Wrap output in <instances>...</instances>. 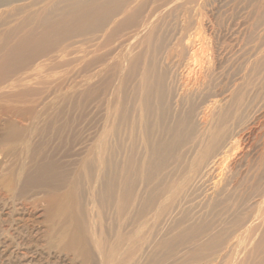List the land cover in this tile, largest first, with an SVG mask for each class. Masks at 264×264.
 Here are the masks:
<instances>
[{
    "label": "rangeland",
    "instance_id": "obj_1",
    "mask_svg": "<svg viewBox=\"0 0 264 264\" xmlns=\"http://www.w3.org/2000/svg\"><path fill=\"white\" fill-rule=\"evenodd\" d=\"M21 34L46 38L0 51V264H264V0H0V37ZM213 129L228 143L195 178ZM71 221L87 253L52 234Z\"/></svg>",
    "mask_w": 264,
    "mask_h": 264
},
{
    "label": "bare ground",
    "instance_id": "obj_2",
    "mask_svg": "<svg viewBox=\"0 0 264 264\" xmlns=\"http://www.w3.org/2000/svg\"><path fill=\"white\" fill-rule=\"evenodd\" d=\"M46 38V35L45 34H41V35H35V34H21V35H18V36H15V37H10V36H1L0 37V51H2L4 54V56L6 58H19L20 55H22L23 53L29 55L30 52H33V51H38L40 49V46L42 44V41ZM30 56V55H29ZM28 64V62H27ZM26 63L24 64L23 67H26L27 65ZM142 83L147 87L149 91V86H150V82L147 80V79H143ZM17 84H20V83H17ZM9 86H11L9 84ZM22 86V85H21ZM20 86V87H21ZM17 92V91H16ZM18 94V93H17ZM18 97V96H17ZM20 98V97H19ZM23 98V96H22ZM24 99V98H23ZM9 102V101H8ZM11 105V104H10ZM9 105V106H10ZM14 105V104H13ZM145 109L147 110L148 108V102H147V99L145 100L144 97H142V99H140V111L141 109ZM10 128V127H9ZM110 128L109 130H104L103 129V132L100 136V140H99V144L97 143L98 145V155H97V160H99V164L101 165V169L102 170H106L107 169V166L109 164V153H108V147L110 146L109 145V136H110ZM223 131H220V129H213L209 135H208V141L207 143L201 147L200 149H198L196 151V157L189 162V171H191L194 175L195 178H198L200 177L201 175H205L208 173V171H210L214 165L216 164L217 162V158L218 156L222 153V149L226 148L225 145L228 143V141H226V136H224L222 134ZM115 133V132H114ZM201 135V134H200ZM205 135V134H204ZM13 136V133L6 137L5 139L8 140V139H11L10 137ZM22 138V136H21ZM202 138V136H201ZM205 138V137H203ZM229 139V138H228ZM230 140V139H229ZM22 141L24 143V145L28 144V142L26 141V138L23 139L22 138ZM204 141V140H203ZM202 141V143H203ZM200 141H198V145L200 144L199 143ZM206 142V141H205ZM96 143V142H95ZM197 143V142H196ZM201 143V144H202ZM148 144V143H147ZM136 146V145H135ZM194 146V145H193ZM112 147V146H111ZM190 148V147H189ZM97 150V148H96ZM196 150V149H194ZM96 152V151H95ZM93 151V153H95ZM193 155V154H192ZM113 156V155H112ZM190 157V155H189ZM188 157V158H189ZM192 157V156H191ZM139 159V158H138ZM184 159V158H183ZM196 160H198V162L196 163ZM186 161V160H185ZM87 163V162H86ZM96 163V162H95ZM182 163V162H181ZM88 165V164H87ZM92 165V164H91ZM94 166V165H93ZM177 166V165H176ZM182 166V165H181ZM99 165H98V168H100ZM49 168L50 166L49 165H45L41 168V170L45 171V173H48L49 171ZM81 169V168H80ZM92 169V168H91ZM180 169V168H179ZM98 171V170H97ZM109 171V170H108ZM107 171V172H108ZM180 171V170H179ZM178 171V173H179ZM83 173V172H82ZM106 173V171H105ZM104 173V175H106ZM24 174V173H23ZM92 174V173H91ZM96 175V174H95ZM98 175V174H97ZM101 175V174H99ZM39 176V175H38ZM103 177V176H102ZM5 182L7 186H9V188H14L16 187V181H17V178L14 177V175L12 174V172H8L6 173L5 172ZM93 178V177H92ZM78 179V178H77ZM90 179V178H89ZM98 179V178H97ZM101 179V178H100ZM106 179V178H105ZM112 180V179H111ZM20 181V180H19ZM104 181V180H103ZM45 183H47V188H50L52 187L50 184H49V181H44ZM80 182V181H79ZM102 182V181H101ZM111 182V181H110ZM123 185H127L128 183V180L126 178H123L122 181ZM130 183V182H129ZM16 185V186H15ZM97 184H95V187H96ZM103 185V184H102ZM107 186H104L103 188H105V190L107 191V194H109V185L108 183H106ZM94 186V184H93ZM111 186V185H110ZM73 187V185L71 184V188ZM94 188V187H93ZM99 188V186H98ZM95 189V188H94ZM93 189V190H94ZM115 189V188H114ZM264 189V177H263V182L261 183V185L258 186L257 188V191H260V190H263ZM95 191V190H94ZM98 191V190H97ZM264 192V191H263ZM262 192V193H263ZM83 193V192H82ZM91 193V192H90ZM228 196H231L233 194V192L231 191L228 192ZM92 194V193H91ZM112 194V193H111ZM132 195V192L129 191L127 192L125 189L124 191L122 192L121 194V200L123 201L122 204H128L130 202V196ZM72 192H64V193H49L47 195V198H48V202H49V211H48V214L47 216L51 217L54 212L55 213H59L61 215V211H63L64 209V206L65 204L72 200ZM94 196V195H93ZM112 196V195H111ZM256 196V195H255ZM259 196V194H258ZM94 198V197H92ZM107 200V199H105ZM115 200V199H113ZM250 200V199H249ZM89 201V200H88ZM227 201V200H226ZM233 201L232 199H230V202ZM257 201V200H256ZM90 202V201H89ZM103 202V201H102ZM137 202V201H136ZM228 202V201H227ZM226 202V203H227ZM97 203V202H96ZM245 202H241L240 205H245L244 204ZM248 203V202H247ZM252 203V202H251ZM255 203V202H254ZM254 203H252L254 205ZM105 204V203H104ZM220 204H223V203H218V205ZM70 205V204H69ZM80 205V204H79ZM138 205V204H137ZM251 206V204H249ZM260 205L262 208H264V196H262L260 198ZM84 207V206H83ZM176 207V206H175ZM258 208V206H256ZM111 208V207H110ZM140 208V207H139ZM91 209V208H90ZM96 208H94L95 210ZM89 210V209H88ZM107 210V209H106ZM84 211V210H83ZM93 211V210H91ZM90 211V212H91ZM94 212V211H93ZM91 214V213H89ZM95 214V213H93ZM33 215V214H32ZM92 215V214H91ZM263 215V214H262ZM48 217V218H49ZM94 217V216H93ZM104 217V216H102ZM95 218V217H94ZM52 219V218H51ZM136 219V218H135ZM261 219V215H257L254 220H260ZM79 220V219H78ZM92 220V219H90ZM94 220V219H93ZM97 221V220H96ZM81 222V221H80ZM92 223V221H91ZM96 223V222H95ZM96 225V224H95ZM94 225V226H95ZM93 226V225H92ZM93 226V227H94ZM96 228V227H94ZM92 228L91 230L93 231ZM98 228V227H97ZM104 229H105V225H104ZM95 230V229H94ZM51 232L52 234H55V235H59L58 237H61V238H69L70 240L74 241V242H79L81 244L84 245V247L86 248V244L89 243V240L87 238V232L85 233V230L82 226V224H79L78 221H71V223L68 224L67 227H57L56 225H51ZM97 232V231H96ZM192 232V231H191ZM190 232V233H191ZM98 233V232H97ZM92 234V233H91ZM96 234V233H95ZM195 234V233H194ZM93 235V234H92ZM103 237V236H102ZM95 239V238H94ZM93 239V240H94ZM163 240V239H162ZM60 241V240H59ZM90 241L92 242V238H90ZM120 241V240H119ZM95 242V245L97 246L96 248L99 249L101 248L100 244L98 243V239L97 241H94ZM170 242V241H169ZM57 243V241H56ZM64 244V243H63ZM80 244V245H81ZM125 245V244H124ZM74 247V246H73ZM77 247V246H76ZM92 248V247H91ZM92 250V249H91ZM32 251V250H31ZM85 252L87 253V248L85 249ZM92 252V251H91ZM99 252V251H98ZM93 253V252H92ZM89 254V253H88ZM83 256V255H82ZM101 256V255H100ZM85 257V256H84ZM88 257V256H87ZM84 261V260H83ZM87 261V260H86ZM22 263V262H21ZM40 264V263H39Z\"/></svg>",
    "mask_w": 264,
    "mask_h": 264
}]
</instances>
